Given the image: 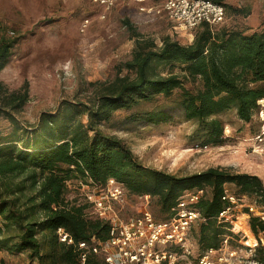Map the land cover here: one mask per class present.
Segmentation results:
<instances>
[{
	"label": "trees",
	"instance_id": "trees-1",
	"mask_svg": "<svg viewBox=\"0 0 264 264\" xmlns=\"http://www.w3.org/2000/svg\"><path fill=\"white\" fill-rule=\"evenodd\" d=\"M211 1L226 10L220 0ZM232 11L249 15L246 8ZM123 24L134 39L131 58L121 67L127 73L121 76L120 69L113 80L101 83L92 104L64 102L55 113H42L37 127L32 128L15 118L30 99L28 82L9 90L0 81V117L12 122L11 130L0 136V250L27 252V264H108L94 253L81 262L80 243H90L93 238L107 241L111 222L94 215L88 202L69 201V183L78 184L81 190L91 183L104 187L113 178L131 196L156 198L164 218H157L151 207L148 209L158 221L171 218L186 192L205 188L206 195L196 204L204 221L192 229L196 231L199 259L209 249H220L226 237L229 243L233 237L230 225L217 219L229 206L223 197L230 186L237 197L253 196L254 203L264 205V182L255 174L222 167L185 176L170 174L144 165L123 139L100 127L117 110L153 103L158 96L170 98L177 90L175 107L196 123L195 135L202 140L198 145L222 144L224 123L217 115L235 109L238 118L249 123L260 107L259 101L264 100V31L247 33L202 24L193 30L195 37L190 44L166 37L158 46L138 32L129 19ZM18 40L1 34L0 72ZM168 66L167 74L159 70ZM175 66L179 72L173 70ZM185 83L195 86L186 88ZM169 118V110L162 106L131 116L148 124ZM249 226L258 239L252 262L264 264L260 239L264 221L251 216ZM59 228L71 242L61 240ZM173 251L180 254L178 248ZM186 259L176 264H188Z\"/></svg>",
	"mask_w": 264,
	"mask_h": 264
},
{
	"label": "rangeland",
	"instance_id": "rangeland-1",
	"mask_svg": "<svg viewBox=\"0 0 264 264\" xmlns=\"http://www.w3.org/2000/svg\"><path fill=\"white\" fill-rule=\"evenodd\" d=\"M161 1L149 0L147 5L158 9ZM220 1L228 8L224 22L217 28H237L247 33L264 31V0ZM231 8H246L249 15L235 14ZM103 13H106L105 18H102ZM124 19H129L138 32L154 40L158 46L166 37L182 44L192 43L195 37L194 31L177 28L163 12H142L137 3L118 2L105 12L102 6L91 0H0V36L6 34L19 38L0 72V81L9 90L19 89L25 82L29 84L30 99L21 111L15 113L18 122L34 128L42 113H55L64 102L92 104L101 83L113 80L131 58L134 39L123 24ZM169 69L168 66L159 70L167 74ZM173 70L179 72L177 66ZM126 73V69H122L120 75ZM184 86L191 89L195 85L185 83ZM178 97L179 91L176 90L170 98L158 96L153 103L132 110H117L110 121L100 127L105 133L123 139L148 167L177 176L222 167L255 174L264 182V155L253 153L251 149L260 129L261 106L249 123L241 121L235 109L219 113L217 117L224 123V142L199 149L196 146L202 144V140L195 135L196 123L187 120L183 111L175 107ZM158 106L169 110L168 120L148 124L131 119L137 111ZM11 125L9 119L0 117V136L10 131ZM67 198L80 204L86 202L84 190H80L76 183H69ZM254 201L253 196L245 200ZM111 204L121 220L139 215L147 205L157 218L165 216L158 211L156 198L146 200L126 192L121 202ZM243 212L242 207L235 209L241 217V224L244 223ZM194 232L190 234L192 253L185 258L188 264H199L200 252ZM250 237H245L242 243L243 236L233 234L229 244L237 255L227 264L252 262L253 252L247 244H253L254 240L252 235ZM261 237L264 240V235ZM29 262L27 252L0 250V264Z\"/></svg>",
	"mask_w": 264,
	"mask_h": 264
},
{
	"label": "built area",
	"instance_id": "built-area-1",
	"mask_svg": "<svg viewBox=\"0 0 264 264\" xmlns=\"http://www.w3.org/2000/svg\"><path fill=\"white\" fill-rule=\"evenodd\" d=\"M103 7L108 12L118 2L137 3L142 12H163L165 16L182 30L193 31L202 24L210 26L221 25L226 17L225 7L211 0H163L160 7L154 8L147 5L148 0H91ZM106 13L102 14V18ZM88 23V21H87ZM262 107L259 112L260 129L254 137L251 146L252 152L264 155V100L259 101ZM199 149H208V145H197ZM86 202L92 206L94 215L111 222L109 239L98 242L94 238L92 242L80 243L83 250L81 262L84 263L90 253L101 256L108 264H176L192 253L190 234L200 222L204 221L196 204L206 195V189H196L186 192L172 210L173 214L166 221H158L148 209V205L142 213L135 217L121 220L113 211L111 202H121L126 190L124 186L113 178L109 179L104 187L98 184L84 186ZM149 200V196L141 197ZM246 196L237 197L230 190H226L224 200L229 206L221 211L217 217L220 223L230 225L229 230L236 235H242L241 242L245 237L252 235L253 244H247L249 250L258 244V239L251 232L249 219L256 216L264 221V205L245 202ZM237 207H242L243 221L240 223V215L235 213ZM58 234L62 241L68 239V235L61 229ZM245 236H244V235ZM251 238V237H250ZM264 244L262 237L260 238ZM249 241V240H248ZM251 241V240H250ZM178 248L180 254L173 251ZM237 252L230 249L229 238L226 237L220 249H209L199 259V264H227L236 257ZM213 256H217L213 259ZM231 263V262H230ZM250 264H260L251 262Z\"/></svg>",
	"mask_w": 264,
	"mask_h": 264
},
{
	"label": "crops",
	"instance_id": "crops-1",
	"mask_svg": "<svg viewBox=\"0 0 264 264\" xmlns=\"http://www.w3.org/2000/svg\"><path fill=\"white\" fill-rule=\"evenodd\" d=\"M148 1H149V0H148ZM161 2H163V0H162Z\"/></svg>",
	"mask_w": 264,
	"mask_h": 264
}]
</instances>
